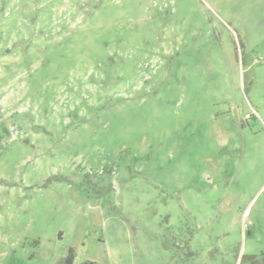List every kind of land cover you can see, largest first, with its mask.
Instances as JSON below:
<instances>
[{
  "label": "rangeland",
  "instance_id": "374dc122",
  "mask_svg": "<svg viewBox=\"0 0 264 264\" xmlns=\"http://www.w3.org/2000/svg\"><path fill=\"white\" fill-rule=\"evenodd\" d=\"M264 259V0H0V264Z\"/></svg>",
  "mask_w": 264,
  "mask_h": 264
},
{
  "label": "trees",
  "instance_id": "16d2710c",
  "mask_svg": "<svg viewBox=\"0 0 264 264\" xmlns=\"http://www.w3.org/2000/svg\"><path fill=\"white\" fill-rule=\"evenodd\" d=\"M73 260H74V251L72 248H69L66 257L58 264H73ZM246 261H252V264H264V259L259 261L254 256L247 257ZM86 264H93V263H86Z\"/></svg>",
  "mask_w": 264,
  "mask_h": 264
}]
</instances>
